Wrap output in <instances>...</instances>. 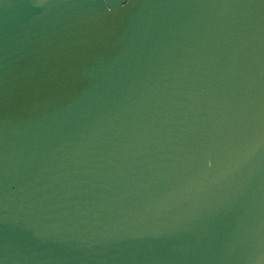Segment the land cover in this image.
<instances>
[{
	"label": "water",
	"instance_id": "95a60500",
	"mask_svg": "<svg viewBox=\"0 0 264 264\" xmlns=\"http://www.w3.org/2000/svg\"><path fill=\"white\" fill-rule=\"evenodd\" d=\"M0 264H264V0H0Z\"/></svg>",
	"mask_w": 264,
	"mask_h": 264
}]
</instances>
